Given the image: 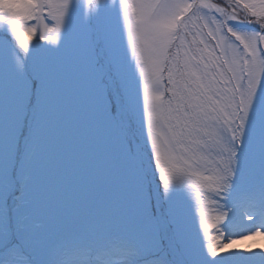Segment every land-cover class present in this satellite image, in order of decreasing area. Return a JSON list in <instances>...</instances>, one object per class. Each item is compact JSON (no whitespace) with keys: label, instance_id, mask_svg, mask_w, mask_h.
Returning <instances> with one entry per match:
<instances>
[{"label":"rangeland","instance_id":"1","mask_svg":"<svg viewBox=\"0 0 264 264\" xmlns=\"http://www.w3.org/2000/svg\"><path fill=\"white\" fill-rule=\"evenodd\" d=\"M50 4L54 22L44 18V0H0V30L28 55L35 82L30 87L23 63L1 39L0 206L11 211L0 212V244L21 242L6 252L10 262L2 256L4 264H29L22 251L37 264H85L88 230L110 240L122 234L139 253H155L170 230L153 212L158 201L149 195L143 161L112 112L114 101L122 112L120 87L98 59L90 0ZM127 10L131 18L123 24ZM246 13L264 31V0L97 4L106 55L169 195L182 264H264V238L263 249L251 251L255 243L223 251L230 230L264 218L249 182L235 185L251 169L264 180V33L252 30ZM161 87L170 88L167 99ZM17 222L21 230L1 235ZM133 249L94 255L92 263L132 264Z\"/></svg>","mask_w":264,"mask_h":264},{"label":"bare ground","instance_id":"2","mask_svg":"<svg viewBox=\"0 0 264 264\" xmlns=\"http://www.w3.org/2000/svg\"><path fill=\"white\" fill-rule=\"evenodd\" d=\"M94 1L96 4L97 0ZM94 12H96V8H94ZM94 26L96 33L99 36L100 26L98 27L97 23H95ZM126 110L127 113L130 114V116H132V114L129 113V109L127 106H126ZM250 222H251L250 227H244L235 231L233 230L229 231V233L224 238V242L227 243L225 244V248L223 249V251L228 252L231 249H239V250L245 249L247 247L253 246L255 243H258V247L256 246L255 248L254 247L251 248V251H255L256 249H263V246L261 244L262 242L260 240L261 238H264V218L259 222L256 221L254 222L253 220ZM256 224H258L259 228L255 226ZM172 242L171 244H173Z\"/></svg>","mask_w":264,"mask_h":264}]
</instances>
